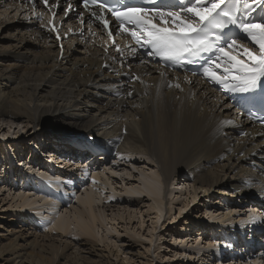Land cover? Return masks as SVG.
Instances as JSON below:
<instances>
[{"label":"bare ground","instance_id":"bare-ground-1","mask_svg":"<svg viewBox=\"0 0 264 264\" xmlns=\"http://www.w3.org/2000/svg\"><path fill=\"white\" fill-rule=\"evenodd\" d=\"M34 1H37L35 3L39 8L37 12H45L46 18L52 20V12L42 10L40 0ZM50 4L58 7L55 21L61 26L60 39L56 38L49 29L40 28L33 18L25 25L27 32L30 31L29 36L34 37L33 39L19 36L18 44L9 45L11 46L8 48L9 52L5 48H0V117L9 116L13 121L18 122L24 119L25 126H28L27 133L33 130L31 134H34L38 129L43 128L50 132H58L54 135L49 134L53 143L50 144L51 146L43 144L45 149L55 148L44 150L49 151L50 154L47 156L53 161L57 159L58 162L68 165V159L80 160L84 153L94 157V152H102L97 154L99 155L97 158L102 157L101 155H106L107 158V155L115 153L127 154L128 157L142 154L151 157L157 163L163 178L167 181L179 178L181 173L182 185L185 183V188L186 182H191L194 188L193 196L196 195V189L200 188L206 193L203 196L224 195L228 199L229 196H233L238 202L247 199L248 202L253 203L250 205L251 208L246 209L252 212L251 215L264 211V126L254 124L243 117L231 104L229 96L223 94L225 89L223 84L204 75L201 77L181 75L141 63L140 56L132 53L125 41H121L122 49L119 53L113 48L114 45L108 44L106 38H103V42L108 44V48L100 47L99 42L94 47L97 33L91 34L89 28L95 29V27H91L88 13L79 10L78 6H76L78 10H72L74 13L71 11V8L77 5L75 0H50ZM29 6L26 0H0V9L3 8L0 13L11 10L16 14H23V19L29 16L31 18L33 15ZM60 7H63L62 11L59 10ZM67 8H69L68 12H66ZM82 18L84 22L81 21ZM166 19L175 24L171 18ZM42 20L46 21L45 17ZM41 23L42 21L39 24ZM262 23L264 20L255 24ZM64 27L66 30H63ZM17 29L20 31V28ZM84 30L86 32H83ZM79 31V36H69L71 32L77 34L76 32ZM82 35L86 37L84 42L91 39L94 41L86 46L87 50L84 51L78 50L77 46L73 45L75 40L76 43L79 42L78 39ZM4 38H8L6 34L0 36V41ZM114 38L119 39L118 36ZM37 47H39L38 52L34 50ZM244 48H248L253 53L259 51V46L244 34L243 40H237L236 46L232 49L226 48L224 52L247 63L248 58ZM76 52L82 54L74 56ZM226 61L227 57L221 53L219 59L213 63L220 65L219 69L214 67L218 76L225 75ZM30 79L34 81L21 84L23 80ZM29 86H32V94L28 98L24 94L27 92L26 87ZM156 92L161 96L156 101L154 109L153 98ZM84 104L98 112V116H94L90 109L85 111L84 108L88 107H84ZM103 113L108 117L102 116ZM152 113L158 116L155 122L158 125L157 133L153 132L151 118L155 115L152 116ZM121 116H137V119L122 120ZM37 148L38 151L41 150L38 146ZM32 151L28 157L32 158ZM23 152L20 154L18 151L16 157L18 154L23 155ZM39 156V153L34 156L35 162L48 165V162L44 161L48 158L43 159ZM33 164L29 163V170H24L25 175L19 174V177L22 180L20 184L22 187L27 183L30 185L32 181L35 183L36 191L28 195L18 191L15 197L19 207L33 214L30 219L35 218L34 216L41 213L44 208H54L49 219L53 228L67 232L72 223L73 230L86 236L79 240L83 244L96 247L97 243L91 237H94V227L99 217L92 209L96 194L92 191L91 185L100 177L103 168L98 170L96 165L89 168L91 185L89 189L83 188L81 195L76 196L81 208L76 207L74 216L71 217L65 213H58L59 204L65 201L68 190L59 174L65 175L69 172L60 171L58 174L52 167L51 170L49 168L42 171L43 169L34 168ZM17 170L16 167H6L5 182ZM157 177L143 173L138 175V183L124 187V191L130 193L131 197H119V201L132 203L137 196L143 195L149 197L154 204L152 208L159 211L162 199L158 198L162 188ZM72 181L73 179H69L67 182L69 189L73 186ZM117 194L111 196L116 197ZM236 204L232 203L233 206L226 207L230 214L240 212ZM22 210L16 211L13 217H9L10 223L6 229L3 227L6 233L1 232L0 236H4L9 241L6 246L4 244L0 246V252L12 255L11 261L18 258L17 264H32L36 261L33 256L29 257L27 248L31 250L36 248L51 255L49 261H44L43 264H54L56 258L64 256L66 245L49 246L47 243L29 240L28 236L31 233L28 234L30 230H27L37 231L36 229L39 228L30 227L26 222L28 217L22 215ZM40 219L44 217L38 216V220ZM243 220L240 222L241 228L235 227L234 225H237L234 224L235 222L228 221L230 230H238L240 234L237 232V235H241L242 238V241L239 240L241 247L231 244L229 254L236 252L241 254V248L243 252L253 254L254 244L243 248L245 240L249 238L256 241L257 237L261 236L262 239L259 240L261 243L264 239V218L261 219L263 224L259 227L257 219H253L252 216ZM200 226L203 229L205 225L200 224ZM248 233H251V238ZM44 235L47 238L50 236L47 233ZM56 235L60 236V234ZM236 240L238 243V239ZM237 243L235 241V244ZM215 250H219L218 254H220L225 249L219 246ZM200 251L197 249L193 253ZM80 256H76L78 258L76 264L83 262ZM121 262L119 264H123ZM253 264H264V262L256 261Z\"/></svg>","mask_w":264,"mask_h":264},{"label":"rangeland","instance_id":"rangeland-1","mask_svg":"<svg viewBox=\"0 0 264 264\" xmlns=\"http://www.w3.org/2000/svg\"><path fill=\"white\" fill-rule=\"evenodd\" d=\"M2 9L3 8L0 10ZM22 15L16 14L15 11L11 10L0 13V36L6 34L9 38V40L8 38H4L0 41V48L7 49V52H9L8 48L11 47L9 45L15 43L18 44L17 38H19V36H24L26 38L30 37L31 39L34 38L31 37V35L29 36L30 31L27 32V29L25 28V25H27L30 20H33V17L30 18L29 16L24 17L23 19ZM4 21L5 23H3ZM17 27L20 28V31ZM83 32H86V30ZM83 32L81 34H83ZM66 34L64 35L65 37ZM71 35L76 37L80 34H73V32H71L69 36ZM83 36L84 35L78 39V43H76L75 40L73 45L77 46L78 50L80 49L84 51V49L87 50L85 47L89 46V44L94 41L91 39V41L88 40V42H84L86 37ZM95 46L97 45H94V47ZM38 49L39 47L34 48L36 52L39 51ZM4 51L5 50H2V52ZM80 54L82 53L76 52L73 55L79 56ZM33 81L34 80L31 79L28 81L23 80L21 84ZM31 87L29 86L25 89L27 92L24 95L28 98L31 97L32 94ZM160 96L161 94L159 92H156L154 95V109L156 108V101L160 99ZM84 107H88L86 109L84 108V110L89 111V106H85L84 104ZM91 111L94 113V116H98V112L94 110ZM102 116L108 117L105 113H103ZM152 116L153 132H156L158 125L155 122L158 119V116L155 113H152ZM120 119L132 120L137 119V116H121ZM25 124L24 119H22L21 122H18L13 121L9 116L0 117V233H6L5 230H3V227L6 229L10 223L9 219L15 215L16 211L22 210L15 197L18 191L21 193L25 192L24 194L26 195L31 192L35 193L36 191V188H34L35 183L32 181L30 185L29 183L25 186L23 185V187L20 185L22 180L21 177H19V174L20 176L25 175L26 172L24 170L28 169L29 163L33 164L32 162H34L32 166L36 169H43L42 171L49 168V170H51L52 167L55 169V173L60 171L69 172L65 175L63 173H58L59 176L61 175L63 184H65L68 189L66 191L67 195L65 201H61L59 204L60 209L58 208V213H65L67 216L71 217L74 216L73 212L76 207L81 208L76 201V196L84 190L83 188L89 189V185H91V181H89V172H91V167L96 165L95 167H98V170L103 168L100 177L91 185L92 191L96 194L92 209L99 217L98 222L94 227V237H91V239L97 243L96 247L83 244L79 239L86 236L73 230L72 223L69 225L67 232H62L53 228L54 226L49 219L51 212H54L55 210L54 208H44L41 213L34 216L36 219H30V216L33 214H29L27 210H22V215L28 217L26 222L30 224V227L36 226V228H39L36 229L38 232L35 231V229L27 230H30L28 234L31 233L28 236L29 240H36L40 243L43 242V244L47 243L49 246L57 244L63 246L66 245L64 256L62 258H56L54 264H76V260L78 259L76 256L78 255H81L80 259L85 262H82L81 264H119L120 261H122L121 263L123 264H248L251 259H253V261H251L252 264L256 261L258 263L264 262V258L263 260H261L262 258H254L258 255L260 246L258 250H254L253 254H250L247 251L243 252L242 248L240 249L242 251L241 254H238L237 252L235 254L228 253L230 247H232L231 244H233V246L239 245V247H241L239 240L242 241L238 230H230L229 220L235 222L234 224H237L234 225L235 227L237 226L240 228V222L244 221L243 219H245V217L248 219L249 216H252L253 219H257L258 227L263 224L261 223V219L264 218V211L251 215L252 212L250 213V211H246V209L251 208L250 205L253 203L248 202L247 199L244 202L242 200L238 202L235 201L236 198L233 196H229L231 200L228 199L227 196L225 198L224 195H220L221 197H214L215 194L203 196L206 193L202 192L200 188L196 189V195L193 196L194 188H192L190 184L191 182H186L187 185L185 188V183L182 185L181 173L178 176L179 178L167 181L163 178V173L159 170L157 163L151 157L142 154H135L128 157L127 154L122 155L123 153H121L119 155L115 153L109 155L107 158L106 155H101L102 157L97 158L99 155L91 157V154H89V156L84 153L80 160L68 159V165L58 162L57 159H54L53 161L47 156V154H50L48 153L49 151H45L47 149L55 148L48 147L45 149L43 144L51 146L53 143H51L52 140L49 137V134L54 135L58 132H50L43 128L38 129L34 134H31L33 133V130L31 133H27L26 130L28 126H25ZM36 145L39 149L43 150V152L41 150L38 151ZM18 151L19 153L24 151L23 155L18 154L16 157ZM31 151L32 158L28 157ZM38 153L40 158H48V160H44L48 162V165L41 162H35L34 156ZM101 153L102 152H98V154ZM88 156L90 159L94 158L95 161H91V163L89 158H87ZM28 161L30 162L28 163ZM6 167H16L18 169L17 171H14L13 176H11L7 182H5L6 175H4L6 173L4 172ZM12 170H14V168ZM142 173L147 176L154 175L156 177L158 174L157 179L160 181V186L162 188V192L158 198L160 200L162 199V203L159 205V211L153 209V202L149 197L143 195L137 196L138 199L133 195L136 200L134 199V202L132 203L119 201V197H127L130 195V193L124 191V187H130L133 184L138 183L137 176ZM69 179H73L72 190L69 189V185H67ZM115 193H118L116 197H112L111 195ZM193 197L195 199H192ZM232 203H237V210H240V212L237 211V213L230 214L227 211L228 209H226V207L233 206ZM38 216H42L44 219L38 220ZM219 222L221 224H215ZM200 224L205 225L203 229ZM237 232L239 233L238 235ZM46 233L50 235H48V238L44 235ZM56 234H60V236ZM250 234L251 233H248L247 235L251 238ZM254 236H256V234ZM0 237H2L0 238V246L2 244L6 246L9 239L4 238V236ZM236 239H238V243ZM261 239V236L257 237L256 241H252L248 238L245 240L243 248L244 246L251 244H254L256 247V245L262 244V242L259 243V240ZM235 241L237 244H235ZM219 246L225 249L223 253L218 254L220 251L215 250ZM197 249H200L201 251L199 253H193ZM27 251L29 257L33 256L36 261V263L32 264H40L44 261L47 262L51 257L47 252H40L36 248L34 250L27 248ZM69 252H71V254H69ZM114 253H117V256H115ZM248 254L250 257H248ZM11 259L12 255H9V253L0 252V264H17L16 262L18 258L15 261H11Z\"/></svg>","mask_w":264,"mask_h":264},{"label":"snow or ice","instance_id":"snow-or-ice-1","mask_svg":"<svg viewBox=\"0 0 264 264\" xmlns=\"http://www.w3.org/2000/svg\"><path fill=\"white\" fill-rule=\"evenodd\" d=\"M45 4L48 0H43ZM85 6L97 0H83ZM247 5V0H244ZM226 0H188V5L183 12L164 11L153 5L144 8L135 5L123 4L119 7H109L101 4L100 11L110 12L116 20L120 21L122 29L120 34L128 33L132 39L139 43L141 40L152 49V54L159 56L169 63H183L185 60L192 61L199 58L202 53L212 49L223 53L227 57L223 76H218L213 70L220 68L219 64H210L205 61L202 65V73L205 77L221 83L225 88L233 92H249L256 89L264 80V23L253 24L237 15L240 0H229L228 6L223 8ZM254 3L264 5V0H254ZM96 15V13H94ZM39 19V16H37ZM159 18L164 22L171 18L175 22V28L161 27L153 20ZM101 19L103 26L108 27V20ZM52 21H49L51 24ZM134 25L129 29L124 24ZM229 26H236L240 31L247 34L259 51L253 53L244 48L248 62L229 56L224 52V46L229 49L236 46V40L224 35ZM111 36V31H109ZM117 52L121 50L119 46ZM134 51V50H133ZM219 58V57H218Z\"/></svg>","mask_w":264,"mask_h":264}]
</instances>
